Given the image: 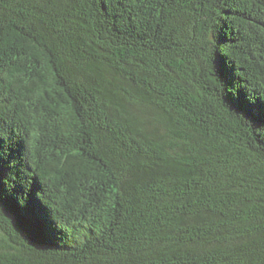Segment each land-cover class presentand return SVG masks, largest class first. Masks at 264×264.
I'll return each instance as SVG.
<instances>
[{
	"label": "trees",
	"instance_id": "obj_1",
	"mask_svg": "<svg viewBox=\"0 0 264 264\" xmlns=\"http://www.w3.org/2000/svg\"><path fill=\"white\" fill-rule=\"evenodd\" d=\"M0 264H264V0H0Z\"/></svg>",
	"mask_w": 264,
	"mask_h": 264
}]
</instances>
